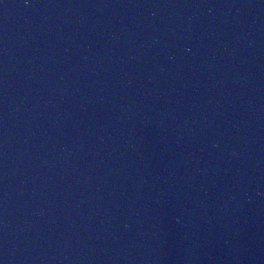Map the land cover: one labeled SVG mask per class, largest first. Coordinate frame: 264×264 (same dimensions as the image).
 I'll list each match as a JSON object with an SVG mask.
<instances>
[{
    "label": "water",
    "instance_id": "95a60500",
    "mask_svg": "<svg viewBox=\"0 0 264 264\" xmlns=\"http://www.w3.org/2000/svg\"><path fill=\"white\" fill-rule=\"evenodd\" d=\"M0 264H264V0H0Z\"/></svg>",
    "mask_w": 264,
    "mask_h": 264
}]
</instances>
